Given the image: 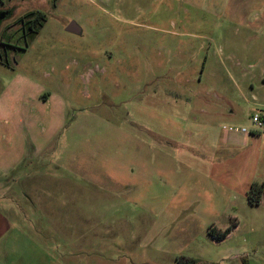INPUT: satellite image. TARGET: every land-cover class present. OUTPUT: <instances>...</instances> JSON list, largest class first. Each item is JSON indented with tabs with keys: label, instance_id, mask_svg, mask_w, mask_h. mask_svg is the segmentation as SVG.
Segmentation results:
<instances>
[{
	"label": "rangeland",
	"instance_id": "1",
	"mask_svg": "<svg viewBox=\"0 0 264 264\" xmlns=\"http://www.w3.org/2000/svg\"><path fill=\"white\" fill-rule=\"evenodd\" d=\"M2 11L0 167L23 165L0 185L49 182L30 219L63 261L264 264L242 149L197 150L264 134V0H0Z\"/></svg>",
	"mask_w": 264,
	"mask_h": 264
},
{
	"label": "crops",
	"instance_id": "2",
	"mask_svg": "<svg viewBox=\"0 0 264 264\" xmlns=\"http://www.w3.org/2000/svg\"><path fill=\"white\" fill-rule=\"evenodd\" d=\"M257 25H264V15L261 17ZM248 139L252 141H258L261 147L258 149H251L250 151L248 146L244 144L245 142H248ZM6 141L8 144H13L16 142V139L13 136L7 135ZM22 144L23 143H21V146L19 147L20 151L18 150L17 155H21L24 152L22 151ZM43 146V143H37L36 146H33V148L39 151L43 148ZM238 149H242L241 152H243L241 153V161L243 164L240 167H242L241 169L244 172L247 188L249 190L252 182L264 181V134L229 135V137L226 139V147L224 150H221L218 147L216 148V146L209 148H197L198 151H204L213 156H217L221 151L229 153L230 151H237ZM182 151L183 153H180V155L183 157L184 155H195L194 151V153L188 152L192 151L190 149L187 150V153H184L186 150ZM3 154L4 153L2 150L0 155ZM250 157L261 162L259 167L258 165L256 167L254 164L251 168L249 167ZM22 165V161H19L14 165L9 164L6 166H1L0 176L8 177L11 171L22 169ZM96 174L97 172L91 173L89 179L94 181ZM27 178L28 179L20 182V188L18 189H15L12 185L10 186L8 184L0 185V264H67L65 261H63L60 255L56 254L58 252L57 248L48 244L55 237L53 236V231L46 232V234H44L41 230H36L35 223L30 219V214H33L34 210L38 209L39 204L44 201L43 199L45 196L42 197L41 187L43 185H49V182L42 184V180H40V178L35 175L29 176ZM109 178L113 184L112 188L115 189L114 184L116 182L114 175H110ZM69 184H75L81 188L85 186L77 181L63 182V185ZM101 184L107 187L111 186L108 182H101ZM43 193L47 194L46 191ZM21 201L28 203L29 206L25 207ZM255 206H264V196L261 203ZM48 208L50 207L48 206ZM55 231H58L60 235L67 238L66 230Z\"/></svg>",
	"mask_w": 264,
	"mask_h": 264
},
{
	"label": "trees",
	"instance_id": "3",
	"mask_svg": "<svg viewBox=\"0 0 264 264\" xmlns=\"http://www.w3.org/2000/svg\"><path fill=\"white\" fill-rule=\"evenodd\" d=\"M45 21H46V14L43 11H39L36 12L35 15L28 22L30 28H32L34 32L37 33L39 31V28H41L44 25ZM263 196H264V181L252 182L249 190L247 191L248 202L251 205H259L263 199ZM234 226H237V222L232 223V225L227 227L225 230H217L216 227H212L210 229V232L214 237L224 238Z\"/></svg>",
	"mask_w": 264,
	"mask_h": 264
},
{
	"label": "water",
	"instance_id": "4",
	"mask_svg": "<svg viewBox=\"0 0 264 264\" xmlns=\"http://www.w3.org/2000/svg\"><path fill=\"white\" fill-rule=\"evenodd\" d=\"M6 17V12H1L0 13V27H1V23H2V20L5 19ZM69 31H73V32H79L80 31V28L76 25L75 22H72L68 28H67Z\"/></svg>",
	"mask_w": 264,
	"mask_h": 264
},
{
	"label": "built area",
	"instance_id": "5",
	"mask_svg": "<svg viewBox=\"0 0 264 264\" xmlns=\"http://www.w3.org/2000/svg\"><path fill=\"white\" fill-rule=\"evenodd\" d=\"M253 120L255 122V124L260 127V128H263L264 127V120L261 119V116L259 114H255L253 116ZM246 131V129H244Z\"/></svg>",
	"mask_w": 264,
	"mask_h": 264
},
{
	"label": "flooded vegetation",
	"instance_id": "6",
	"mask_svg": "<svg viewBox=\"0 0 264 264\" xmlns=\"http://www.w3.org/2000/svg\"><path fill=\"white\" fill-rule=\"evenodd\" d=\"M2 12H6V11H2ZM0 13H1V12H0ZM8 15H9V13L6 12V16H8ZM4 20H5V19L2 20V23H3ZM2 23H1V26H2ZM0 37H1V27H0Z\"/></svg>",
	"mask_w": 264,
	"mask_h": 264
}]
</instances>
